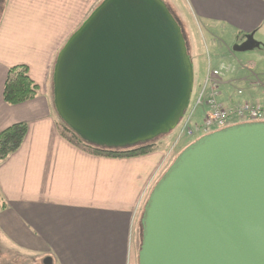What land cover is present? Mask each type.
<instances>
[{
  "label": "water",
  "instance_id": "95a60500",
  "mask_svg": "<svg viewBox=\"0 0 264 264\" xmlns=\"http://www.w3.org/2000/svg\"><path fill=\"white\" fill-rule=\"evenodd\" d=\"M187 52L163 0H102L57 54L55 110L98 146L155 139L188 108ZM140 224L137 264H264V121L190 143L151 190Z\"/></svg>",
  "mask_w": 264,
  "mask_h": 264
},
{
  "label": "crops",
  "instance_id": "0c3cea01",
  "mask_svg": "<svg viewBox=\"0 0 264 264\" xmlns=\"http://www.w3.org/2000/svg\"><path fill=\"white\" fill-rule=\"evenodd\" d=\"M101 1L5 0L0 18V132L14 123L27 124L20 147L0 160V237L23 253L49 256L52 264H131L144 204L168 169L167 151L159 147L134 157H106L60 133L53 66L59 50ZM164 2L182 19L189 52L193 25L206 47L223 46L218 66L206 69L219 71V100L229 106L250 95L263 102L264 83L245 73L264 61V0ZM249 36L253 43L244 51L250 52L236 56L235 46ZM243 59L248 64H240ZM17 64L27 65L38 91L32 99L7 104L3 85L8 68Z\"/></svg>",
  "mask_w": 264,
  "mask_h": 264
},
{
  "label": "rangeland",
  "instance_id": "374dc122",
  "mask_svg": "<svg viewBox=\"0 0 264 264\" xmlns=\"http://www.w3.org/2000/svg\"><path fill=\"white\" fill-rule=\"evenodd\" d=\"M4 3H5V0H3V3L0 7V18H1L2 12H3ZM180 20H182V19H180ZM180 20H179V22L181 24H183ZM185 31H186V29H185ZM192 31H193V35L195 36V42H194L195 47L192 46V49L190 48L191 51L187 52L188 56L190 57V61L193 64V70H194V86H193V93H192V96L190 98V103L188 104V108H187L186 112L180 118L178 125L170 133H166L164 135H161L160 137L153 140L154 144L156 146L167 151L166 157L164 160L166 168H168L170 166L171 162H173V160L178 156V154L182 150H184L190 143H192L194 140L197 139V138H191L192 136H185V137H182L180 139L178 137V134H180V131H181L180 128L184 124H186L187 120L191 116L190 112H192V108L194 107L193 105L195 103L197 95L201 91V88L203 86L204 76L206 74L207 67L208 66L214 67L216 65L218 66V64L220 63L219 60L222 59L223 51H224L223 46H221L217 50H212L210 47H206L205 46L206 41H205L204 37L199 33V29H197V27L195 25H193ZM187 35H188V33H187ZM195 48H196L197 52L195 51ZM248 52H250V51L235 52V55L241 58V56H244ZM226 62L228 64H233L235 66L236 65L240 66V64H248V62H246V59L241 60L240 64H237L235 61H231V60H228ZM250 72L253 74H251ZM261 72H264V61H262V62L258 61L256 70H254V71L251 70L245 74L249 76L250 80L259 79L261 82L264 83V81H263L264 77L260 75ZM242 86H243V84H238V87H242ZM220 88H222V86H219V89ZM218 99H221L220 96H218ZM203 108H204V106L197 107V109L195 110V114L193 115L194 120H196L198 122L201 121L202 115H203V112H202ZM59 123L61 124V127H62V125H64L62 123V121H59ZM189 138H191V139H189ZM186 143H188V145L183 146ZM173 147H174V150H172ZM141 215H140V218H141ZM139 222H140V220H139ZM137 238L140 239V236L138 235ZM0 239H1V237H0ZM140 243L141 242L139 240L134 241V245L132 248V255H131V264H137V253L139 250V244ZM8 253H9L8 264H33L32 261L35 258L34 255H32L31 253H28V254L23 253L22 250L16 249L15 247H8ZM41 259H42L43 263L41 262ZM41 259L37 262L38 264H44V259L43 258H41Z\"/></svg>",
  "mask_w": 264,
  "mask_h": 264
},
{
  "label": "trees",
  "instance_id": "16d2710c",
  "mask_svg": "<svg viewBox=\"0 0 264 264\" xmlns=\"http://www.w3.org/2000/svg\"><path fill=\"white\" fill-rule=\"evenodd\" d=\"M37 91L38 86L30 78L27 65L17 64L8 68L2 91L4 102L7 104H18L34 98ZM59 126L60 133L68 142L83 147L93 154L106 157H134L154 151L158 147L154 144V139L120 148L98 146L82 139L67 127V125L64 124L62 127L61 125ZM26 132L27 124L25 122L14 123L0 132V160H4L20 147ZM1 208H4L3 202ZM137 234L140 236V239L137 238ZM141 239L142 226L139 222L136 240L141 242Z\"/></svg>",
  "mask_w": 264,
  "mask_h": 264
},
{
  "label": "built area",
  "instance_id": "2783aa9c",
  "mask_svg": "<svg viewBox=\"0 0 264 264\" xmlns=\"http://www.w3.org/2000/svg\"><path fill=\"white\" fill-rule=\"evenodd\" d=\"M219 71L211 69L207 72L201 91L198 93L191 116L180 128L178 137L192 136L208 132L213 128L224 127L234 120H254L264 118V102L257 101L251 96L241 103L226 106L218 99ZM243 94V90H238ZM199 106H204L201 122L193 123L191 117ZM191 137V138H192Z\"/></svg>",
  "mask_w": 264,
  "mask_h": 264
},
{
  "label": "flooded vegetation",
  "instance_id": "af4514ba",
  "mask_svg": "<svg viewBox=\"0 0 264 264\" xmlns=\"http://www.w3.org/2000/svg\"><path fill=\"white\" fill-rule=\"evenodd\" d=\"M3 3V0H0V7ZM8 245L7 243L1 238L0 239V264H8V259H9V253H8ZM34 260L32 261L33 264H38L37 262L41 259V257L39 258L38 256H34ZM49 256H43L42 258L44 259V264H46L47 258ZM42 262V259H41ZM43 263V262H42ZM49 264H52V261H49Z\"/></svg>",
  "mask_w": 264,
  "mask_h": 264
}]
</instances>
